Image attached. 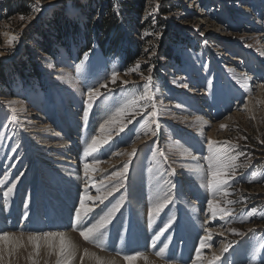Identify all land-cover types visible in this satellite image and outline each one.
Returning <instances> with one entry per match:
<instances>
[{
  "label": "rangeland",
  "instance_id": "374dc122",
  "mask_svg": "<svg viewBox=\"0 0 264 264\" xmlns=\"http://www.w3.org/2000/svg\"><path fill=\"white\" fill-rule=\"evenodd\" d=\"M124 1L0 0V222L9 226L0 229V234H9L8 241L0 240V264H83L69 251L58 250L54 240L28 239L29 235L59 230L73 232L80 250L92 246L121 259L122 264H128L125 255L137 252L164 264H264V44L260 41V34L264 36V0H133L134 6ZM57 13H63L66 23L120 18L121 38L114 29L110 39H83L78 32L58 39L47 26ZM12 36L17 39L9 44ZM90 50L84 71L77 76L76 68ZM232 57L240 61H232ZM136 65H140L136 71H129ZM113 71L118 73L115 83L110 80ZM149 76L159 127L145 123L151 106L140 115L130 112L113 121L116 109L142 92ZM93 86L99 88L100 95L89 102L87 93ZM32 129L36 132L29 131ZM103 137H110L108 143L101 142L93 154L100 163L86 177L83 164L92 160L84 157V151L93 138ZM209 139L237 157L227 185L215 194L206 179ZM67 142L73 148L67 153L76 157L69 160L75 162V175L80 179L75 185L59 186V175L50 173L58 170L54 166L59 165L56 158L61 151L45 153L41 146ZM138 142L132 156L133 149H129ZM122 147L126 148L119 150ZM192 156L202 168L199 181L192 180V172L184 171ZM130 159L125 186L113 190L103 205L86 201L81 209L79 197L85 188L92 196H106L117 182L113 173L122 171ZM179 173L181 179H177ZM13 182L14 192L5 200L3 192ZM93 185L102 191L97 193ZM186 188L199 190L202 196H193ZM69 189H75L71 199L65 198ZM140 190L142 197L136 194L130 199V192ZM158 192H169L173 199L160 213L150 216ZM122 196L120 208L104 230L105 237L117 236V243H122L146 235L136 245L142 246L116 251L100 244V237L92 238L95 243L85 240L80 233L91 213L88 210L100 214ZM208 200L218 209L215 217ZM133 201L140 207L139 232L132 224ZM193 201L197 209L191 212L189 203ZM69 206L72 209L67 210ZM62 211L70 212L68 226L48 223V213L56 216ZM76 212L82 223L75 219ZM38 217L46 220L37 222V229L31 227ZM172 217L176 222L154 241ZM196 217L195 238L184 259L179 254V248H186L184 226L195 224ZM206 229H214L221 237L216 238L212 230L207 239ZM226 244L232 247L222 253ZM162 248L163 253L157 255ZM216 256L220 260H215Z\"/></svg>",
  "mask_w": 264,
  "mask_h": 264
},
{
  "label": "snow or ice",
  "instance_id": "6c2138e0",
  "mask_svg": "<svg viewBox=\"0 0 264 264\" xmlns=\"http://www.w3.org/2000/svg\"><path fill=\"white\" fill-rule=\"evenodd\" d=\"M23 19V17H21ZM16 37L12 36L8 43L9 44H14L16 41ZM91 50L89 52L84 53L83 60L81 62V65H78L76 68V73L77 76L81 75L84 71L83 65L87 64L88 57L90 56ZM140 65H136V68L130 69L129 71H136L137 68H139ZM152 71V68L149 67V72ZM118 73L116 71L111 72L110 74V80L112 83H115L117 80ZM148 83L143 85V91L140 92L139 94H133L130 98H128L122 106L118 107L116 109L115 115L113 116V121L119 120V118L126 116L130 112H135L136 115H140L144 109L148 108L151 106L152 111L148 113L147 117L145 118V123H151V124H156L157 128L159 127V124L157 123V117H158V112L156 110V105L153 102L154 101V94L151 90V81L152 78L151 76L146 78ZM123 83H127L126 81ZM106 84H101L100 87H106ZM100 95V90L99 88L93 86L88 90L87 97L88 101L91 102L94 97H97ZM13 112H15V109H12ZM88 115L87 109L85 110V116ZM131 121H129L130 123ZM221 128H224L225 125L221 124ZM124 130V125H121L120 131ZM101 132H104L105 129L102 126L100 129ZM152 135L155 136L156 133L155 131L152 132ZM110 137H103L102 140H98L97 138H93L91 143L88 145L87 149L84 151V157L86 158H91L92 162L88 163L85 162L83 164V170L84 174L87 177L89 171H95L96 170V164L100 163V160L94 156V153H97L98 148L100 147L101 142L104 144L108 143V140ZM219 142H214L211 139L208 140L207 143V150H208V155L205 157L207 160V186L213 194L216 192L222 191L225 186L228 183V178H230V173L234 170L235 164L234 161L237 159L236 156L229 155L228 151L226 148L218 146ZM12 151H16L15 148L12 149ZM132 156L135 155V149H133V153L131 154ZM163 155V153H161ZM131 163V159L129 160L128 163H125L123 165V170L122 171H115L113 173V176L117 178L116 184L112 185L111 189L107 191V195L104 197H101L99 195L97 196H92L89 194V190L85 188L83 191V194L79 197V206L81 208L84 207L86 201H93V202H99V205L104 204V200L107 199V196L112 195V191L116 190L118 191L119 189L123 188L125 186L126 182V177L127 173L129 171V166ZM23 175V173H21ZM19 177H17V180ZM3 181H0V184H2ZM95 187V190L97 193H100L102 191L101 187ZM15 188V182L12 183L10 187H7V190L3 192V198L7 200L9 194L14 192ZM104 188H108L107 185L104 186ZM172 188H175V185H172ZM173 197L172 195L169 194V192H163L157 193L156 195V203L155 205L150 209V216L154 214L160 213L165 207H167ZM123 200V196L117 200L115 203L111 204L110 207H107L106 210H102L100 214H98L97 218L93 220L91 224H89L87 227L84 228V230L81 231V235L84 237L85 240H88L90 238H99V237H104L106 236V232L104 231L108 225L112 222L116 212L121 206V202ZM208 209L210 210L211 214L213 217L216 216L217 214V207L214 205L212 200H208L207 202ZM25 207L27 208V201L25 202ZM89 212L92 211V209L88 210ZM223 212V210H220ZM252 212H255V209L252 210ZM25 218H27V214L25 215ZM75 219L77 221H81L82 217L79 212H76L75 214ZM176 222V218L172 217L168 219L163 226L160 228V230L155 234L153 237V240H158L161 235L164 234L165 231H168L172 225ZM211 229H206V232L208 233L207 239L211 238ZM43 237L45 240H52L56 236L59 237L60 240V250L63 253L64 251L67 250V244L65 242V237L63 233H53V232H44ZM9 239V234L7 232H4L0 234V240L8 241ZM28 239L30 241L36 242L40 240V234H33L29 235ZM167 239H171V237H168ZM51 246V245H49ZM205 246L204 240H202L200 247L203 248ZM232 247L231 244H226L222 246V253H226L229 251V249ZM164 248H167V244L164 245ZM164 249L162 248L160 252L157 253V255L162 254ZM142 254L137 252L132 255H125L124 259L128 262V264H133V261H135L137 258H139ZM199 256V251L197 253ZM215 260H220V256L214 257ZM59 264V262H58Z\"/></svg>",
  "mask_w": 264,
  "mask_h": 264
},
{
  "label": "bare ground",
  "instance_id": "6f19581e",
  "mask_svg": "<svg viewBox=\"0 0 264 264\" xmlns=\"http://www.w3.org/2000/svg\"><path fill=\"white\" fill-rule=\"evenodd\" d=\"M263 34H260V36L262 37V39H260V41H262L263 42V44H264V36H262ZM232 61H240L237 57H232V59H231ZM230 66H233V62H232V65H230ZM250 78V77H249ZM260 91V90H259ZM194 95H197V92L196 93H193ZM192 94V95H193ZM203 94V90H201V93H200V95H202ZM191 119V118H190ZM206 121H208V120H206ZM204 125H205V123H204ZM41 127H43V126H41ZM76 130H77V128H76ZM30 132H36V130L34 129H32V130H29ZM62 134V133H61ZM60 133H59V135H61ZM82 134H79V136H81ZM210 135L211 136H213L214 135V132L211 130L210 131ZM73 139H76V136H74V138ZM142 141H144V140H142ZM141 141V142H142ZM53 144H55L56 146H46V145H42L41 147H43L45 150H44V152L46 153L48 150H50V149H56V150H58L60 153H61V155H60V157H58V158H56V161H58L59 162V165H56V166H54V167H57V171L56 170H52L53 172H51L50 174L51 175H53V174H58L59 176H58V179H57V185H59V186H67L68 184H72V185H75V183L76 182H78V180L80 179V175H75L76 173H77V168H76V165H74V161H71L72 160V158H76V157H72L71 156V153H70V155L67 153V152H71L70 150H72L73 148H72V146L70 147V145H71V142H67V144H62V145H60V146H58L57 145V143H53ZM52 144V145H53ZM139 144V142L138 143H133V145L131 146V148L129 149V151H131L132 149H134L135 148V146H137ZM66 145H69V146H66ZM78 147V150H77V152L78 153H80V151H81V148H82V146H81V144H80V148H79V145H77ZM126 147H122V148H120L119 150H123V149H125ZM34 150V149H33ZM116 154V153H115ZM194 154V153H193ZM50 155V154H49ZM200 157V156H199ZM69 158L71 159V160H69ZM186 158H188V157H186ZM113 159V158H112ZM97 165V164H96ZM98 166V165H97ZM184 171H190V172H192V177H194L192 180H196L197 178V180L199 181V178H200V174H199V172H202V168L200 167V165H199V163L197 162V160H196V157H194V156H192L191 158H190V161H189V163L188 164H184ZM105 168H107V167H105ZM179 169V168H178ZM58 172V173H57ZM180 174V173H179ZM190 174V173H189ZM191 177V176H190ZM191 177V178H192ZM182 178V174H180V175H178L177 176V179H181ZM42 186H43V184H42ZM47 186V185H46ZM69 186V185H68ZM23 188H22V190H24V184H23V186H22ZM193 187V186H192ZM46 188V187H45ZM49 188V187H48ZM60 188V187H59ZM76 188V187H75ZM70 190V191H69ZM69 190H67L66 192H65V198H69V199H71L72 198V195L74 194V192H73V190H75V189H69ZM135 190V189H134ZM186 190H187V188H186ZM202 190V189H201ZM187 191H189L190 193H192V195L194 196V194H196L197 195V197H201L202 196V192L200 193V191L199 190H196V191H193V190H191V189H189L188 188V190ZM24 192V191H23ZM136 194L137 195H141L142 194V191L140 190V191H136V192H130V194H129V196H130V199H132V200H134L135 199V196H136ZM58 195V194H57ZM185 195V193H183V196ZM20 197V196H19ZM51 198H53L52 199V201L53 200H57L54 196H50ZM141 197H142V195H141ZM185 197V196H184ZM196 197V196H195ZM181 198H183V197H181ZM195 199V198H194ZM21 200V199H20ZM19 200V201H20ZM57 202V201H56ZM93 202V201H92ZM39 203V202H38ZM190 204V207H189V210L192 212V211H194V210H196L197 208H196V204H195V201H193V202H190L189 203ZM94 206V205H93ZM2 207V206H1ZM0 207V208H1ZM59 207L60 208H62V204H60L59 203ZM18 208V207H17ZM17 208H15V209H17ZM65 208H67V210H68V208H69V210L70 209H72V207H65ZM75 208V207H74ZM86 208V207H85ZM132 208H133V211H135V214H134V219H133V222H132V224H133V226H134V228L136 227V229H137V227H141V225H142V223H141V220H140V215H141V213H139V204L137 203V202H134L133 201V203H132ZM5 209V208H4ZM19 209V208H18ZM82 209V208H81ZM80 209V210H81ZM59 210V209H58ZM62 210V209H61ZM20 211V210H19ZM132 211V212H133ZM2 212H4V211H2ZM86 212H87V210H86ZM89 212V211H88ZM5 213V212H4ZM70 212H68V211H62V214H57L56 216H54V214L52 213L51 214V212H50V214L48 213V218H49V221H48V223L49 224H51L52 226L53 225H55V226H59V227H63L64 225H67V224H70L71 223V220H67L68 218H69V214ZM97 213V214H96ZM71 215V214H70ZM188 215V214H187ZM34 216V215H33ZM98 216V211H94V210H92L91 211V213L90 214H87L86 215V218H88L86 221H87V223H86V227L88 226V224H91L92 223V221L96 218ZM3 217V216H2ZM36 217V216H35ZM56 217V218H55ZM85 217V216H84ZM84 219V218H83ZM46 220V219H45ZM44 220V217L42 218L41 217V219H40V217H38V218H34V220H33V222H31L30 223V225H31V227H33V228H39V226L40 225H38L37 224V222H42V221H45ZM120 220V219H119ZM196 223L195 224H193V222L191 223V225H185L184 226V230H183V232H184V236H185V245H184V247H186V248H179V254L184 258V259H186V251H189L190 250V248H191V246H192V244H193V240H194V238H195V233H194V229H195V227H196V224L197 223H199V221H198V219H197V217H196ZM64 221V222H63ZM85 221V222H86ZM81 223L83 222V220H81L80 221ZM118 222H121V220L120 221H118ZM118 222H117V224H118ZM8 225V224H7ZM6 225V221H2V222H0V229H4V228H6V227H9V226H7ZM42 225V224H41ZM28 226V225H27ZM68 226V225H67ZM30 227V226H29ZM42 227V226H41ZM118 227V226H117ZM69 228V227H68ZM112 228V227H111ZM116 229V228H115ZM138 229H142V228H138ZM137 229V230H138ZM65 230H68V229H65ZM212 230H214V229H212ZM118 231V230H117ZM116 231V232H117ZM106 232V231H105ZM119 232V231H118ZM138 232H139V230H138ZM188 232H190V234H188L187 235V233ZM53 233H63L64 234V237H65V242H66V244H67V250L66 251H69V253H71V254H73V256L74 255H76L77 256V258H81V260L83 261V264H122L121 263V259H118V258H116V257H114V256H111V255H108V254H105V253H102V252H99L98 250H96V249H94V248H91V247H85V249L84 250H80V248H79V246L81 245V244H79V242L77 241V240H75L74 238H73V232H66V231H64V230H59V231H56V232H53ZM182 233V232H181ZM186 233V234H185ZM214 233L215 234H217V236H216V238H218V237H221V236H219L220 234L217 232V231H215L214 230ZM135 234H137V232L135 233ZM146 234V233H145ZM118 235H119V233H118ZM138 235V234H137ZM148 235V234H147ZM145 236L146 235H141V236H136L135 238H133V240H128V239H126V240H123V242L122 243H117V240H118V238H117V236H115L113 239H109V238H107V237H100V241H99V243L100 244H102L103 243V245L105 246V247H107V248H110V249H112V250H118V251H122V250H125V248H126V250H128L129 248H136V247H140V245H138V246H136L138 243H140L142 240H144L145 239ZM40 237L41 238H44L43 237V235H40ZM148 237H150V236H148ZM52 240H54V241H56L57 242V248H58V250L60 249V240H59V237L58 236H56L55 238H53ZM90 241H92V242H94V240L92 239V238H90L89 239ZM115 240V241H114ZM122 240V239H121ZM121 240H119V241H121ZM102 242V243H101ZM149 242V241H148ZM151 242V241H150ZM150 242H149V245H150ZM95 243V242H94ZM135 245V246H132L133 244ZM148 244V243H147ZM96 246H98V245H96ZM100 246V245H99ZM142 246V245H141ZM172 248H175L176 249V247L175 246H173ZM171 248V249H172ZM177 249H178V247H177ZM156 250V249H155ZM192 250V249H191ZM176 251V250H175ZM182 251V252H181ZM83 252V253H82ZM168 254H170V255H178L179 256V254H177L176 252H173V253H171V252H169ZM75 258V257H74ZM187 259H188V256H187ZM133 264H164V263H162V262H160V261H157V260H155L154 258H152V257H150V256H148V255H141L139 258H137L135 261H133Z\"/></svg>",
  "mask_w": 264,
  "mask_h": 264
},
{
  "label": "trees",
  "instance_id": "16d2710c",
  "mask_svg": "<svg viewBox=\"0 0 264 264\" xmlns=\"http://www.w3.org/2000/svg\"><path fill=\"white\" fill-rule=\"evenodd\" d=\"M124 2H126L125 4H129L130 6L135 5L133 3V0H125ZM68 6L69 5H67V7ZM129 10L130 8L128 9V11ZM63 17H64L63 13H57L56 20H51L47 24V26L49 25V29L52 28L55 31L56 37H58V39L60 38L62 39L63 37L64 38L68 37L74 32H78L79 34L81 33V37L83 39H87V38L110 39V36L114 29H117L119 38H121V34L119 33V31L121 30L120 26H122L123 21L120 18H119L120 21L115 19L117 17H114L113 20L108 19L102 21L98 19L96 20L95 23H91L89 21L87 22V20L85 19L81 21L70 20L66 23V20ZM115 21H117L116 24ZM40 35H42V32L40 33ZM53 37L55 38V35Z\"/></svg>",
  "mask_w": 264,
  "mask_h": 264
}]
</instances>
